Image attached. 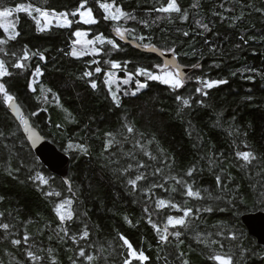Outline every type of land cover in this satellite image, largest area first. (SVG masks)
Returning a JSON list of instances; mask_svg holds the SVG:
<instances>
[{
    "label": "trees",
    "instance_id": "16d2710c",
    "mask_svg": "<svg viewBox=\"0 0 264 264\" xmlns=\"http://www.w3.org/2000/svg\"><path fill=\"white\" fill-rule=\"evenodd\" d=\"M83 2L0 0V10L31 4L69 13L72 21L70 27L52 25L40 32L35 20L21 12L16 17L19 36L15 40H8L0 29V39L7 41L0 44V59L11 73L0 77V82L16 97L33 124L71 157L67 180L51 172L29 145L0 93V224L10 225L7 231L0 228V264H73V260L89 264L79 257L80 248L86 254L101 255L99 264H123L127 248L119 238L121 234L148 257L143 262L133 260V264H182L183 260L189 264H218L211 256L227 252L233 256V264H264V246L249 235L241 220L245 212L264 210V196L260 195L264 191V0H176L179 13L156 11L167 0H87L85 5L97 21L94 24H85L79 15H72ZM100 3H112L135 19L105 20ZM204 24L210 31L204 30ZM116 27L143 46L165 52L174 48L179 63L192 68L183 87L173 89L138 75L137 68L152 69L164 61L155 53L125 43L115 32ZM77 30L89 31L92 38L103 35L100 55H71ZM25 50L29 53L27 60L22 59ZM32 53H42L45 59ZM17 62L26 66L13 67ZM112 62L123 66L119 72L123 77L126 72L132 73L129 90L115 91L105 83L104 74ZM97 66L102 69L100 73L95 72ZM37 68L42 74L36 73ZM86 71L92 73L91 77L84 76ZM213 80L227 83L204 87V81ZM93 81L95 89L91 87ZM137 81L147 86L137 91ZM197 88L207 95L196 92ZM113 92L119 106L112 99ZM177 96L189 99L190 106H183ZM126 123L134 127L133 133L127 132ZM106 133L115 134L120 141L107 151ZM243 150L257 157L247 167H242L245 162L236 156ZM145 151L156 159H150ZM129 152L135 159L126 155ZM137 161L147 165L139 169L147 178L138 181L134 191L127 180L138 174ZM129 163L133 168L122 174ZM192 167L196 171L189 177L186 173ZM156 168H161V173L156 174ZM37 172L48 177V184L34 179ZM217 175L221 176L225 198L207 199L204 189L214 196L220 194ZM170 176L183 178L194 190L200 189L205 198L188 197L186 188ZM153 184L164 186L146 192ZM48 192L60 195L49 196ZM232 197L235 199L230 203ZM60 199H71L75 213L63 225L55 211ZM160 199L171 200L179 209H192L186 218L189 227L168 228L167 242L160 240L167 217L183 216V211L169 204L158 208ZM208 206L212 212L204 211ZM149 217L160 233L149 223ZM85 226L89 237L80 239ZM61 227L67 229V236ZM176 231L182 233L179 239L172 235ZM218 232L223 234L216 235ZM209 233L210 239L224 247H208L197 241V234L203 239ZM231 233L236 240L228 238ZM73 235L76 243L70 238ZM14 239H20L21 244L14 245ZM101 246L103 253L99 252ZM28 251L40 259L29 258Z\"/></svg>",
    "mask_w": 264,
    "mask_h": 264
},
{
    "label": "snow or ice",
    "instance_id": "6c2138e0",
    "mask_svg": "<svg viewBox=\"0 0 264 264\" xmlns=\"http://www.w3.org/2000/svg\"><path fill=\"white\" fill-rule=\"evenodd\" d=\"M86 2H87V0H84V2L80 4V7L77 8L76 11H74L72 13V15L75 16V15L79 14L80 18L83 20V22L85 24L97 23V21L93 18L91 8H88L86 11L80 10V9L85 7ZM193 7H196V5L194 4ZM100 8H102L104 10V12L106 13V15L104 16L105 20L110 19L112 21H119L121 19H125V20L135 19V16L124 12L120 7H116L114 4L100 3ZM113 9H114V11H113ZM156 11H158L160 13H172V12L179 13L181 11V9L178 6L176 0H167L166 5L157 8ZM14 12L15 13H21V12L27 13V15L29 17H31L32 19L35 20V23L37 25V30L40 32H43L47 28H49L52 24L53 19H55L57 17L63 18L62 21L60 23H58V25H57L58 27H61V28L70 27L72 24V21L67 19V16H68L67 13H57L54 9L48 10V9H44L41 7H34L31 4L25 5L24 3H20V4H17L14 8L5 7L2 10H0V29H3V31L5 33H8V40H15L17 38V36H19V32L15 30L16 29V23L7 19L8 17H11ZM34 12L37 13L38 16H33ZM41 19H43L45 22L43 26H41ZM202 27L204 28L205 31H210L207 24L202 25ZM10 29H11V31H10ZM115 32L120 36L121 39L124 38V32L121 30L120 27H116ZM74 35L77 38H81L85 34L80 32V31H76L74 33ZM184 35L187 36L188 33L185 32ZM140 39H143V37H140ZM241 39L242 40L244 39L243 36H241ZM97 41L100 44H104L105 38L103 37V35H98V36H96L95 40H83L82 41V40L78 39V40L74 41V43H83L86 45H94ZM6 42H7L6 40L0 39V44H4ZM107 43L112 45L113 47H118V45H116L112 40H108ZM245 43H247V41H245ZM146 47H148V46L146 45ZM152 47L154 48V46H152ZM237 47H239V45H237ZM0 51H3V49H0ZM88 51L89 50L87 48H82L80 50V52H77L75 49H73L71 55L80 56V55L87 54ZM91 51L93 53H98L99 50L96 48H92ZM169 51H171L173 54H175L174 48L169 49ZM13 55H15V53H13ZM32 55H39L41 60L45 59V57L42 53H32ZM28 58H29V53L27 50H25L22 59L27 60ZM94 63H98V62L94 61ZM25 66L26 65L21 63V62H17L13 65V67H16V68H24ZM197 66L198 65H192V67H194V68ZM112 67L113 68H119L120 64L117 62H112ZM154 67L157 69H160V74H156L153 71L148 70V69L143 68V67L137 69V74L138 75H146L147 79H149V80L161 81L165 84L170 85L173 89H179L183 86L184 81H185V76L180 71V66L178 64L173 63V64L169 65L168 62L165 61L163 66L157 64ZM101 71H102V69L99 66H97L95 68V72L100 73ZM247 71H255V69H247ZM36 73L42 74L40 72L39 68L36 69ZM9 75H11V73H9L7 68L5 67L4 60L0 59V77L9 76ZM91 75H92V73L89 71H86L84 73V76H86V77H91ZM108 75L111 76V73H109ZM233 75H235V73H233ZM248 79H252V77H248ZM108 82L109 81H105V83H108ZM123 83L128 84L129 79H125L123 81ZM224 83H227V81L226 80H213V81H204L203 82L204 87H206V88H212L213 86H216L219 84H224ZM146 86H147L146 84H142L139 81H137V91L141 88L146 87ZM91 87L93 89H95L97 87V84L93 81L91 83ZM48 91L50 92L51 89H48ZM196 92L202 93L203 95H207V92H204L203 89H201V88H197ZM0 93L3 94L5 103L9 104V106L17 113V115H20L21 121L24 125V129L26 132L29 133V139L31 140V142L33 144H35L38 140L41 139V137L36 133L35 130H33L29 126L28 119H26L20 113L19 108L15 104L14 96L9 94V91L5 87L4 83H0ZM125 94H127V93H125ZM135 94H136V92L134 91L132 93V95H135ZM45 99H47V98H45ZM112 99L116 103V105L119 106L120 101H119V98L115 92L112 93ZM176 99L178 101H182L183 106H190L189 99H184L180 96H177ZM248 99H251V97H249ZM32 115H37V113H32ZM178 115H179V113H178ZM57 127H59V125H57ZM124 127L126 128V130L129 134L134 132V127L132 125L126 123L124 125ZM0 135H2V133H0ZM106 135L109 137V140L107 141V143L105 145V151H107L108 148L111 147L113 144H119L120 143V141L116 139L115 134L106 133ZM124 139L127 140L128 137H125ZM149 143H151V141H149ZM136 144L139 145L141 148L144 147L143 145H140L139 140L136 141ZM68 147L72 148L73 145L71 143H69ZM76 147L80 148L81 151L87 152V149H85L82 145H76ZM245 147H247V145H245ZM126 155L131 156L133 159H135L134 155L131 152L126 153ZM145 155L149 156V158L152 160L156 159L155 156H152L147 151H145ZM236 156L238 158H242V160L245 162V164L242 165V167H247L248 164H251V162L253 160L257 159L256 155L251 151H237ZM113 162H115V161H111V160L109 161V163H113ZM209 163L211 164V163H213V161L210 160ZM146 167H147V165H145L142 161H137L136 168H137L138 174L135 175L134 178H129L127 180L128 185H130L134 191L137 188V182L147 178L144 172L139 171V169H143ZM132 168H133V165L131 163H129L127 165V167H125L121 170L122 174L127 173ZM161 171H162L161 168L155 169L156 174L161 173ZM194 171H196L195 167L189 168L186 175L191 177L193 175ZM9 174H11V171H9ZM168 178L175 180L177 184H180L183 187H185L186 188V195L188 197H195V198H200V199L205 198L204 196H202L200 189L194 190L193 185L190 183H187L185 180H183V178L177 179L176 176H170ZM34 179L40 181L41 184H44V185L48 184V179H46L42 173L37 172ZM215 179H216L217 187L220 188V194L214 196L213 193L211 191H209L208 189H204L203 191L207 194V199H215V200L224 199L225 198L224 197V186L222 185L221 176L217 175L215 177ZM65 183H68V181H65ZM163 186H164L163 184H153L151 186V188H148L145 191L150 192L152 188H155V187L163 188ZM69 191H71L70 185H69ZM172 191H176V189L173 188ZM53 194H55L56 196L60 195L59 192H55V193L48 192V193H46V195H49V196H51ZM260 195L264 196V191H262L260 193ZM0 199H2V197H0ZM234 199H235V197H232V199L229 202L231 203ZM72 203H73V201L71 199H67V200H64L62 203L56 205L55 211L58 214V218L61 222V225H63L66 220H72L73 219V216L75 213H74V210L72 209ZM166 204H169V205H171V207L177 208L178 210H182L183 216L169 215L167 217V223L164 226L163 234L160 235V240L163 242L168 241V227L169 226H172V227L180 226V227L187 229L189 227L190 221L187 220L186 218L190 217V215L192 213L191 208L179 209L178 206L176 204L172 203L171 200L165 201L164 199H160L157 201V207L158 208L163 207ZM65 208L67 210L62 212V209H65ZM221 210H223V209H221ZM196 211H197V213H199L200 209L198 208ZM204 211L212 212L213 209L211 206H208L204 209ZM145 212H148L147 208H145ZM0 215H2V213H0ZM85 215H86V213H85ZM125 219H127V217H125ZM129 223H131V222L129 221ZM149 223L152 224V227L154 229H156V231L158 233H160V231H161L160 228L155 223L152 222L150 217H149ZM9 227H10V225L7 223L0 224V228L4 229L6 231L9 229ZM60 230L64 232L65 236L68 235V231L66 228L61 227ZM222 234H223L222 232L216 233V235H222ZM172 235H174L177 239H179V237L182 235V233L180 231H176ZM211 235L212 234L209 233L208 236L201 239L200 234H197L196 239L198 242L204 243L208 247H211V245H214V244H219L220 247L223 248L224 245L222 243H220V241L215 240V239H210ZM88 237H89V232L87 231V228L85 226V230L82 232V234L79 238L80 239H86ZM70 238L72 239V241L74 243L77 242V237L75 235L71 236ZM119 238L123 241V245L126 246V248H127V254L124 257L123 264H133V260H137V261H141V262L148 260V257L145 255L144 251L143 250H139V251L136 250L133 247V244L126 237H124L121 234ZM228 238L231 240L237 239L235 233H231ZM28 239H29L28 235L25 234L24 235V241L27 242ZM12 243L14 245H20L21 240L20 239H14V240H12ZM180 243H183V241H180ZM49 251L51 252V250H49ZM104 251H105V249L101 246L99 249V252L103 253ZM244 251H246V250H244ZM78 255H79V257H84L86 259V261L89 262V264H99L100 260L102 259L101 255L86 254L84 248H80ZM183 255H184V253L181 252L180 256L182 257ZM241 255H243V251L241 252ZM27 256L34 261L40 259L32 251H28ZM211 259H213L214 261H217L218 264H233V256L230 254V252L215 253L214 255L211 256ZM53 264H55V261H53ZM73 264H76L75 260H73ZM182 264H189V261L183 260Z\"/></svg>",
    "mask_w": 264,
    "mask_h": 264
},
{
    "label": "water",
    "instance_id": "95a60500",
    "mask_svg": "<svg viewBox=\"0 0 264 264\" xmlns=\"http://www.w3.org/2000/svg\"><path fill=\"white\" fill-rule=\"evenodd\" d=\"M125 43H130L136 46L138 49L149 52L155 53L162 57L163 61H167L169 65L175 63L180 66V71L186 77L187 74L192 70L191 67L185 66L179 63L176 54L172 52H165L160 48L154 46H143L139 44L135 40H131L124 34V38L122 39ZM15 98V104L20 110V113L28 119L29 126L36 131V133L41 137L35 144L31 142L29 139V133L25 131L24 125L21 121L20 115L17 113L7 104L8 110L11 112L12 116L15 118L16 122L18 123L22 133L24 134L26 140L28 141L31 148L34 150L36 155L39 157L40 161L53 173L57 174L58 176L62 177L63 179L67 180L69 176L70 164H71V157L68 153L64 150L60 149L53 141H51L47 136H45L38 127H36L30 116L26 113L22 105L19 101ZM241 220L245 225L249 235L253 236L258 243L264 245V210H255L250 212H245L241 215Z\"/></svg>",
    "mask_w": 264,
    "mask_h": 264
},
{
    "label": "rangeland",
    "instance_id": "374dc122",
    "mask_svg": "<svg viewBox=\"0 0 264 264\" xmlns=\"http://www.w3.org/2000/svg\"><path fill=\"white\" fill-rule=\"evenodd\" d=\"M110 4H112V3H110ZM89 7L88 6H86L85 5V7L84 8H82V9H80L81 11H86L87 9H88ZM113 11H114V9H113ZM57 13H66V12H57ZM17 14L18 13H13V15L11 16V17H8L7 19L8 20H10V21H12V22H16V17H17ZM68 14V16H67V19H69V20H71V15L69 14V13H67ZM77 15H79V14H77ZM92 15H93V18L95 19V16H94V14H93V12H92ZM33 16H38V14L37 13H33ZM62 19L63 18H61V17H57V18H55V19H53V21H52V24H51V26L52 25H58V23H60L61 21H62ZM79 19H80V21H82L83 22V20L80 18V16H79ZM96 20V19H95ZM44 20L43 19H41V26H43L44 25ZM16 30V29H15ZM122 30V29H121ZM10 31H11V29H10ZM77 31H80V32H82V33H84L85 35L83 36V37H81V38H77L76 37V40H78V39H80V40H95V38L96 37H91L90 35H89V31H87V30H77ZM7 35H8V33H6ZM101 45L102 44H100L98 41L94 44V45H86V44H83V43H75V45H74V49L77 51V52H80V50L82 49V48H87L89 51L87 52V54H84V55H91V56H93V57H97L98 55H100L101 54ZM92 48H96V49H98L99 51H98V53H93L92 51H91V49ZM80 56H83V55H80ZM117 63H119V62H117ZM120 64V63H119ZM161 66H163V63L162 64H160ZM138 69V68H137ZM136 69V70H137ZM147 69V68H146ZM120 70H123V66L120 64V67L119 68H113L112 67V63H111V68H109L106 72H105V81H109L107 84H108V87H112V86H114L115 87V91H116V89L117 90H119V89H121V88H123V89H126V90H129V88L132 86V80H134V78H133V76H132V73L131 72H126V74H125V76L123 77L121 74H119V72H120ZM148 70H151V71H153L154 73H156V74H160V69H157V68H155V67H153L152 69H148ZM137 72V71H136ZM109 73H111V76H109L108 74ZM145 77H147L146 75H144ZM125 79H129V83L128 84H124L123 83V81L125 80ZM187 82V78L185 77V81H184V84ZM1 83V82H0ZM183 84V85H184ZM183 87V86H182ZM181 87V88H182ZM112 90H113V88H112ZM44 96L46 97L47 96V94H44ZM243 151H247V150H243ZM44 175V177L46 178V179H48V177L45 175V174H43ZM64 200H67V199H60V200H57V205L58 204H60V203H62ZM67 209L65 208V209H62V212L63 211H66ZM169 229H173L174 227H172V226H169L168 227Z\"/></svg>",
    "mask_w": 264,
    "mask_h": 264
},
{
    "label": "flooded vegetation",
    "instance_id": "af4514ba",
    "mask_svg": "<svg viewBox=\"0 0 264 264\" xmlns=\"http://www.w3.org/2000/svg\"><path fill=\"white\" fill-rule=\"evenodd\" d=\"M253 237V236H252ZM260 244V243H259ZM262 245V244H261ZM264 246V245H263ZM262 259H264V253H263V255H262Z\"/></svg>",
    "mask_w": 264,
    "mask_h": 264
}]
</instances>
